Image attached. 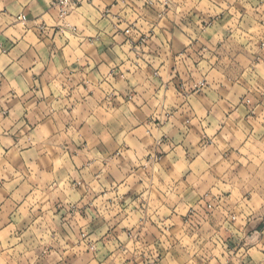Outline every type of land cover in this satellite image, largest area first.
I'll use <instances>...</instances> for the list:
<instances>
[{"label":"clouds","instance_id":"1","mask_svg":"<svg viewBox=\"0 0 264 264\" xmlns=\"http://www.w3.org/2000/svg\"><path fill=\"white\" fill-rule=\"evenodd\" d=\"M0 264H264V0H0Z\"/></svg>","mask_w":264,"mask_h":264}]
</instances>
